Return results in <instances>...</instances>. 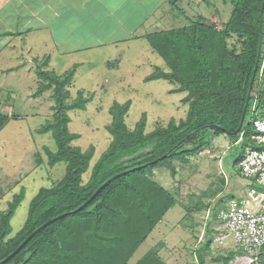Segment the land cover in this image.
I'll return each mask as SVG.
<instances>
[{"label":"trees","instance_id":"1","mask_svg":"<svg viewBox=\"0 0 264 264\" xmlns=\"http://www.w3.org/2000/svg\"><path fill=\"white\" fill-rule=\"evenodd\" d=\"M182 1L168 0L169 11ZM229 1L233 7L231 15L220 25L209 16H189L184 25L147 31L146 39L163 57L168 69L156 66L145 81L165 79L178 84L172 92H187L183 98L188 104L187 116L179 121L172 118L167 125L158 124L147 131L148 117L144 112L131 129L126 122L131 100L115 101L110 110L113 121L107 126L112 140L87 180L83 175L89 170L96 149L91 145L83 150L74 144L81 134L71 131L69 113L87 109L90 100L81 90L71 100V87L80 64L61 74L48 68L50 56L46 55L44 60L35 58L39 86L32 96L36 98L51 91L55 100L52 117L37 132L52 135L57 147L44 145L47 159L36 151L33 160L38 167L52 168L65 163L66 169L52 185L39 188L30 202L25 223L15 234L11 221L26 196V187L15 193L8 206L0 211V262L37 228L66 213L37 232L4 264H167L155 247L131 263L134 253L168 210L179 202L177 194L153 177L154 169L165 166L176 177L178 162L187 163L191 156L208 149L212 135L227 133L236 137L239 133L234 132L241 123L256 69L240 133L253 125V120L246 122L248 114L256 116L252 114L253 107L257 113L264 109V0ZM16 92L19 95L18 90H8L6 97ZM23 117L18 112L8 114L0 110V131L9 121ZM240 138L238 135L235 142ZM243 158L238 156L236 165ZM10 179V175L6 176L7 181ZM8 183L7 188L11 189L19 180ZM222 190L223 186H218L211 194L214 196ZM4 195L0 186V200ZM199 201L188 208V213H193L191 207L199 211L210 207L209 203ZM210 224L211 221L204 225L205 238L195 250L201 262H204L202 249L214 251L217 234ZM194 236L198 241V234Z\"/></svg>","mask_w":264,"mask_h":264},{"label":"rangeland","instance_id":"2","mask_svg":"<svg viewBox=\"0 0 264 264\" xmlns=\"http://www.w3.org/2000/svg\"><path fill=\"white\" fill-rule=\"evenodd\" d=\"M147 1L152 14L149 19L147 17L142 22L136 34L134 33L142 37L137 38L129 34L127 26H124L122 33L129 38L118 42L117 47L112 48L114 46L107 43L108 45L100 44L98 49L84 50L81 46L92 42L84 40L70 42L68 35L59 29L62 27L59 23L62 24V22L59 18L52 16L51 18L58 22L56 31L52 33L50 28L45 30L43 44L39 43L37 47H32L31 54L26 52L27 57L23 58L21 63L23 71L10 74L0 72V110L8 114L18 112L25 115L23 119L9 121L0 131V184H2L0 186L5 191L4 197L0 200V211L8 206L9 200H12L14 194L20 192L23 186L27 190L25 198L11 221L13 234L25 223L30 202L39 188L52 185L63 176L66 169L65 163L52 168L38 167L33 160V153L36 151H40L47 159L44 145L52 149L57 147L52 135L37 132V128L52 117V106L55 100L51 97V91L36 98L32 96L39 86L35 58L44 60L46 55L50 56L48 68L55 69L61 74L75 64L81 63L71 87V100L78 96L80 90L85 96H89L90 100L87 102V109H74L69 113L72 118L71 131L81 134L74 144L81 146L83 150H87L91 145H94L96 149L90 168L83 175L85 180L112 140L107 126L113 121L110 110L115 101L125 103L131 100L130 109L126 115V122L131 129L135 127L144 112L148 117L147 131L154 129L158 124L167 125L172 118L179 121L187 116L188 104L183 102L187 92H172L178 84L165 79L145 81L146 76L152 73L156 66L168 69L163 57L153 50L145 34L155 29H170L174 25H184L188 22L189 16H209L212 21L220 25L222 21L229 19L233 8L232 3L229 0H183L169 11V4H161V0ZM118 2L120 4H110V7L118 9L117 13L127 19L126 22L130 18L129 20L135 24L136 18H139L137 13L142 14L145 11L138 8L139 5L135 6L137 0ZM182 11L185 12L182 13ZM82 13L85 15L86 9ZM93 19L99 18L88 19L90 24L85 27L84 37L92 33L95 34L91 35L93 38L95 36L106 38L115 27V19L112 17L108 20L110 25L102 26L95 24ZM114 29H116L115 33H120L119 28ZM91 36L88 40H93ZM63 46L64 48L74 46L76 50L62 53ZM5 66V62L0 63V69ZM8 90H18L19 95L16 92L15 96L7 98ZM263 110H259L256 116L248 114L246 122L256 117H264ZM36 112L37 114H34ZM255 131L252 125L246 128L243 134L239 132L236 137L227 133L212 135L208 149L191 156L187 163L178 162L176 177H173L165 166L154 169L153 177L177 194L179 202L168 210L147 240L134 253L131 263L137 262L153 247L168 264H191L192 260L196 263L193 254L205 238L204 225L206 227L210 221L212 222L210 226L217 236L213 245L215 250L209 251L207 255L225 257L227 252L231 255L243 253L233 235L229 234L226 222L218 215V211L225 209L230 199H240L248 195L251 186L264 190V186L258 184L253 178L242 175L240 166L235 163L238 156L245 157L247 151L256 145L251 138ZM238 135L242 139L235 142ZM8 175L12 180H19V183L13 185L11 189L7 188L10 184L8 182L12 181L6 180ZM218 186H223V190L213 196L212 190ZM199 200L209 203L210 207H204L202 211L191 207L193 213H188V208L200 202ZM196 233L199 236L198 241L194 236ZM193 245L196 249L191 248ZM228 258L225 257L224 261L227 262Z\"/></svg>","mask_w":264,"mask_h":264},{"label":"crops","instance_id":"3","mask_svg":"<svg viewBox=\"0 0 264 264\" xmlns=\"http://www.w3.org/2000/svg\"><path fill=\"white\" fill-rule=\"evenodd\" d=\"M118 1L120 0H0V63H6V66L1 68L0 72L10 74L23 71L21 63L23 61L22 59L27 57L26 52L31 54L33 53L32 47H37L39 43L43 44L45 30L50 28L52 33L56 31L58 22H55L51 18L52 16L59 18L62 22V24L59 23L60 26H62L59 29L68 35L67 37H69L70 42H76L78 40L92 42L83 44L81 48L83 47L82 49L84 50L93 48L98 49L100 44L108 45L107 43L113 45L114 47L112 48L117 47L118 42H123L129 38L122 33V27L127 26L128 33L135 35L142 22H144L147 17L149 19L152 14V11L148 8L147 0H137L135 6L139 5L138 8L140 7V9L142 8V10L145 11L142 14L137 13L139 18H136L135 24L129 20L130 18L128 22H126L127 19L121 17L117 13L118 9H112L110 7V4H120ZM160 3L168 4V0H161ZM131 5L133 6L134 4ZM85 9L87 13L83 15L82 12ZM92 17L99 18L93 20L95 24L100 26L104 24L110 25L108 20L110 17L114 18V28H119L120 33H115L116 29L113 28V31L110 32L106 38L99 36L93 38L95 34L92 33L84 37L83 33L86 30L85 27L90 24L88 19ZM39 34H42L41 37H37ZM90 36L93 40H88ZM62 49V53L76 50L74 46L65 48L63 46ZM12 53H14V56H12ZM19 60H21V62H18ZM194 246L195 245H193V247L191 246V248H194ZM201 252L204 257V262H201L200 257L197 256L195 252L194 258L196 263L192 260V262H190L191 264H225L224 257L207 255L209 251L205 249H202ZM229 253L230 252H227L225 257L240 255V253H235L236 255H229ZM179 259L181 260V256ZM166 263L168 264L167 261ZM257 263L261 264L264 262L256 261L252 264Z\"/></svg>","mask_w":264,"mask_h":264},{"label":"built area","instance_id":"4","mask_svg":"<svg viewBox=\"0 0 264 264\" xmlns=\"http://www.w3.org/2000/svg\"><path fill=\"white\" fill-rule=\"evenodd\" d=\"M253 115H257L253 107ZM255 133L251 136L255 147L247 151L240 161L242 175L253 178L264 186V117L253 119ZM242 139V138H240ZM219 216L226 222L243 253L228 258L226 264H252L264 260V190L251 186L248 195L232 198ZM228 235V234H226Z\"/></svg>","mask_w":264,"mask_h":264},{"label":"water","instance_id":"5","mask_svg":"<svg viewBox=\"0 0 264 264\" xmlns=\"http://www.w3.org/2000/svg\"><path fill=\"white\" fill-rule=\"evenodd\" d=\"M261 27H262V24H261ZM259 56H260V51H259ZM258 61H259V59H258ZM257 65H258V62H257ZM257 70V69H256ZM256 70L254 71V76L252 77V80H251V83H250V92H249V95H248V99H247V104H246V107H245V110H244V112H243V115H242V119H241V123H240V125H239V127H238V129L234 132V134H237V133H239L241 130H242V128H243V125H244V122H245V119H246V115H247V109H248V103H249V99H250V93H251V89H252V87H253V84H254V80H255V74H256ZM109 181L110 180H108L106 183H104L100 188H98L97 190H96V192L93 194V196L90 198V200L89 201H91L108 183H109ZM85 206V204L84 205H82L80 208H79V210L80 209H82L83 207ZM64 216H66V213H64V214H62V215H60V216H58V217H56V218H53V219H51V220H49V221H47L46 223H44L42 226H40L39 228H37L28 238H26L25 240H24V242L14 251V252H12L7 258H5L2 262H0V264H4L5 262H7L8 260H10L18 251H20L25 245H26V243L37 233V232H39L41 229H43L44 227H46L47 225H49L50 223H52V222H54L55 220H57V219H59V218H61V217H64Z\"/></svg>","mask_w":264,"mask_h":264},{"label":"clouds","instance_id":"6","mask_svg":"<svg viewBox=\"0 0 264 264\" xmlns=\"http://www.w3.org/2000/svg\"><path fill=\"white\" fill-rule=\"evenodd\" d=\"M226 263V262H225Z\"/></svg>","mask_w":264,"mask_h":264}]
</instances>
